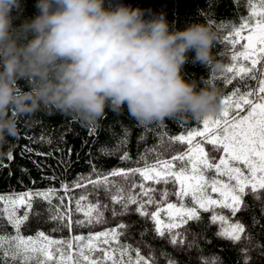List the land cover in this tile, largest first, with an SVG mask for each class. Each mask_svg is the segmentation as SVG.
<instances>
[{"label": "trees", "instance_id": "1", "mask_svg": "<svg viewBox=\"0 0 264 264\" xmlns=\"http://www.w3.org/2000/svg\"><path fill=\"white\" fill-rule=\"evenodd\" d=\"M38 0H21V8L14 10L13 25L19 26L25 20H31L39 15V9L36 7ZM129 6L133 9L139 8L145 11V19H151L160 14H164L169 25L175 30H184L192 23L208 24L218 35L217 43L213 49L214 60L208 65L189 62L184 68L185 78L196 80L202 83H211L218 88L223 98L236 88L241 87L245 92L253 90L252 99L256 96L260 82V71L264 68V61H261L254 71L238 80L232 79L231 74L227 72L229 66L238 65V59L233 61V46L226 37L233 31L236 24L239 23V15L247 16L249 9L245 6L246 0H105L106 7H116L118 5ZM245 32H242V36ZM235 39V37H230ZM245 40H240L235 45V51L243 50ZM190 57L194 53L189 54ZM219 63L222 67L217 68ZM255 75L256 79H252ZM231 81V82H229ZM21 83H24L21 81ZM247 86V87H245ZM249 106L245 105L241 115L246 114ZM203 119H169L164 122H157L150 125L139 123L129 115L127 109L120 111L106 110L105 117L94 127L83 125L80 121L72 117L53 111H40L34 117H22L19 121L21 134L18 138L12 139L13 145L12 159L0 158V194L23 193L32 190H44L49 187H55L57 192L52 197L51 205L47 200L34 198L31 211L28 213L29 219L21 225V234L25 237L35 236L38 232H43L51 239L71 240L72 248L69 249L65 244L63 246L64 254L73 256L75 260L81 259V264H87L82 258H79L78 245L84 241H76L77 235H83L87 238L89 232L98 233L108 228H113L119 222L128 225L127 238L134 246L139 244L141 254L147 256L149 247L155 250L158 264H166L163 257H160V250L163 249L170 253L179 264H201L200 257H211L218 255L223 264H244V258L241 249L249 248L251 260L249 264H264V190L257 195L261 199H254L253 194L244 196V206L235 214V220H240L246 227L245 235L250 236L251 240L241 239L240 242L233 243L231 240L219 238L216 236L218 226L209 223L211 212H201V221L199 223L190 221L186 228L189 229V239L192 234L198 238V247L191 250L187 247H173L168 243L167 238H159L152 232L153 225L147 218L142 217L136 211V205L130 206L129 214L113 218L111 215L112 202L105 194L103 187L93 188L92 184H86L83 187H73L72 181L78 174L87 176L92 173V165L96 166L97 173L91 175L92 180H96L100 173H108L112 169H130L133 167H142L143 161L138 165L135 160L145 149L155 148V152L147 155L149 164L158 160H170L175 154L188 150V145L178 140H172V137L185 135L194 129L202 128ZM95 129L91 135L89 132ZM44 135L50 138L52 143L42 142L40 136ZM127 139L126 146H121L118 151L116 147L123 140ZM32 151H27V149ZM69 148L71 155H69ZM127 151L130 159H121L123 153ZM39 153H49L52 155H37ZM211 156L218 159L220 149L209 148ZM55 176L56 179H49ZM136 181L142 178L139 175L133 177ZM110 181L125 183L123 177L109 176ZM35 181V183H33ZM68 183V190L61 188V182ZM146 186H152L160 189L162 185H156L152 181L144 182ZM168 188H172L169 184ZM139 192L140 189H135ZM158 195V194H157ZM81 196L86 199L80 200V205L85 210L89 203H95L97 200L103 205H109V210L105 212L107 223L96 224L95 226L80 227L75 223L76 220L86 219L83 212L76 211V202ZM63 197L61 203L60 198ZM175 201L174 196L169 197ZM59 206V211L65 214L64 220L51 219L53 213L49 211L50 207ZM0 207H3L0 204ZM119 208V206H116ZM149 211L152 206H148ZM70 218V219H69ZM255 221V222H254ZM71 224V227H63L62 224ZM147 228L148 233L141 237V232ZM53 229H57L53 231ZM0 233L13 235L15 230L8 224L6 219H0ZM203 234V235H201ZM206 236V240L204 237ZM125 237H121L123 241ZM143 241V242H141ZM259 244L261 247H256ZM114 246V245H113ZM7 247V242H5ZM57 246H54V249ZM101 248H108L109 245L100 244ZM72 249L77 250L75 253ZM85 254H89L87 250ZM57 257L59 253H56ZM134 256L135 253H132ZM2 256V252H0ZM103 253L96 251L93 258L102 257ZM0 264H20L17 260H0ZM28 264H38L37 260L29 261ZM48 264H58L57 261L48 262ZM111 264V262H107Z\"/></svg>", "mask_w": 264, "mask_h": 264}, {"label": "clouds", "instance_id": "2", "mask_svg": "<svg viewBox=\"0 0 264 264\" xmlns=\"http://www.w3.org/2000/svg\"><path fill=\"white\" fill-rule=\"evenodd\" d=\"M36 7L39 15L14 26L21 0H0V158L12 155L20 119L40 111L88 127L106 110L126 108L145 125L221 111L218 88L184 75L190 61L214 60L218 35L208 24L175 30L164 14L145 19L142 9L105 0H38Z\"/></svg>", "mask_w": 264, "mask_h": 264}, {"label": "snow or ice", "instance_id": "3", "mask_svg": "<svg viewBox=\"0 0 264 264\" xmlns=\"http://www.w3.org/2000/svg\"><path fill=\"white\" fill-rule=\"evenodd\" d=\"M245 6L249 9V14L239 15V23L229 33V37H226L233 46L232 60L242 57L251 64V67L240 66L236 69V66L232 65L227 68L228 72L236 71L237 75L252 72L261 61H264V0H246ZM245 31L247 35L242 36V32ZM241 39L246 40V44L242 51L237 52L235 45ZM258 71H260V82L254 99H249L253 96V90H248L239 96L234 92L235 99L228 97L222 101L224 108L219 116L203 119V131L171 138L186 142L190 146L187 151L173 155L170 160H158L149 164L147 155L155 152L156 149L146 148L135 160L138 165L143 161L142 167L112 169L108 173H100L96 180L91 179V175L98 172L93 164L92 173L87 176L78 174L71 182L73 187H83L86 184H92L93 188L103 187L112 202L110 211L113 218L129 214L130 206L136 205L135 211L152 223L154 235L167 238L168 243L173 247H187L189 250L196 248L202 251L198 247L196 234L193 233L190 240V230L186 228L190 221L197 223L201 221V210L212 213L209 223L218 226L217 237L231 240L233 243L240 242L242 238L250 241L251 237L245 235V225L234 218L244 206L245 195L251 193L254 199L260 200L261 197L257 193L264 190V95H261L264 94V68ZM252 79H256V76L253 75ZM236 91L239 92V88ZM245 105L249 106L248 111L241 115ZM93 131L95 129L91 130L89 135ZM195 136L209 137L213 145L222 148L220 158L217 160L215 156L210 157L199 142L193 143ZM40 140L52 143L51 139H46L44 135L40 136ZM126 144L125 138L115 150L118 151ZM27 151L32 149L29 148ZM68 151L71 155L70 148ZM37 155H52V153L37 152ZM12 158V155L8 157L9 160ZM121 159H130L129 153L125 151ZM173 161H180L181 165L177 167ZM185 161L188 163H184ZM212 170L215 175H208ZM136 175L142 178L139 182L133 178ZM109 176L123 177L125 183L110 181ZM49 179L56 177L52 176ZM146 181H152L162 187L158 190L146 186L144 183ZM169 184L172 185L171 189L168 188ZM61 188L68 190V183L62 181ZM137 188L140 189L139 192L135 191ZM56 192L55 187H49L44 190L29 189L23 193L0 194V204L3 205L0 207V219H6L15 230L14 235L0 233V252H2L0 260L18 259L20 264H28L29 261L37 259L38 264H48L57 260L58 264H73V256L65 255L63 250L65 244L69 249L72 248L71 240L51 239L42 231L35 236L25 237L20 231L21 225L29 219L28 213L31 211L33 199L41 198L51 205L52 197ZM170 196H174L175 201L170 200ZM84 199L86 196H81L76 202V211L83 212L86 218L76 220L77 226L91 228L96 224L107 223L105 212L109 210V205H102L97 200L95 203H89L85 210L80 205V200ZM60 200L62 203L63 197ZM117 205L119 208L116 207ZM149 205L152 206L151 211L148 209ZM21 207L24 208V214L18 215ZM217 209H227L231 213V218L216 211ZM49 211L53 213L51 219L61 222L64 220L65 214L59 211V206L50 207ZM62 226L70 228L71 224H62ZM127 227L128 225L121 221L113 228L98 233L89 232L87 238L83 235L75 236L76 241H84L78 245V257L87 264H107L109 261L111 264H158L155 250L151 249L150 245H147L150 250L145 256L141 254L139 244L134 246L128 241L127 232L124 231ZM147 233L148 229L145 228L141 232V237ZM122 236L125 237L123 241H121ZM204 239L206 240V236ZM100 244L109 247L101 248ZM54 246L57 247L54 249ZM256 247L261 245L257 244ZM86 250L89 254H85ZM96 251L102 252L103 256L93 258ZM249 251L248 247L241 249L244 264H249L251 260ZM56 253H59L58 257ZM132 253L135 255L133 256ZM160 257L165 259L166 264H179V261L163 249L160 250ZM200 260L201 264H223L218 255L201 256ZM75 264H81V259L75 260Z\"/></svg>", "mask_w": 264, "mask_h": 264}, {"label": "rangeland", "instance_id": "4", "mask_svg": "<svg viewBox=\"0 0 264 264\" xmlns=\"http://www.w3.org/2000/svg\"><path fill=\"white\" fill-rule=\"evenodd\" d=\"M245 35H247V31H245ZM245 44H246V40H245ZM238 65L236 66V69H238L240 66H244V67H251V64H250V61H245V60H243V58L241 57V58H239L238 59ZM253 71H254V69H253ZM252 71V72H253ZM228 72V71H227ZM252 72H250V73H245V74H240V75H237V72L236 71H233V72H228L229 74H231V76H232V79H234V80H238V79H240L242 76H246V75H249V74H251ZM237 88H239V92H237L236 90H237ZM258 90H256V92H257ZM236 93V96H239L240 94H242V93H246L245 91H244V89H242L240 86L239 87H236L230 94H229V96L228 97H232L233 99H235V97H233V93ZM261 95H264V94H261ZM228 97H226V98H228ZM225 98H223L222 99V101L224 100ZM249 99H252V97H249ZM223 108H224V105H223V103H222V109H221V111L219 112V113H217L216 115H214V116H212L213 118H215V117H217V116H219V114L222 112V110H223ZM243 108H245V106H243ZM234 114V113H233ZM244 115V114H243ZM196 131H203V126H202V128H198V129H194V130H192L191 132H196ZM190 133V132H189ZM189 133H187V134H185L184 136H187ZM178 137V136H177ZM197 142H199L200 144H201V146L205 149V151L209 154V156L211 157V155H210V153H209V148L210 147H213L214 149H220V155H219V157H218V159L220 158V156H221V154H222V148H219V146H217V145H213L211 142H210V138L209 137H204V136H195V139H194V141H193V143H197ZM183 143H185L186 145H188L186 142H183ZM190 146L188 145V148H189ZM216 157V156H215ZM217 159V160H218ZM173 163L177 166V167H179L180 165H181V162L180 161H173ZM184 163H188L187 161H185ZM241 167H242V169H243V166L242 165H240ZM208 175H215V172H214V170H212V171H210V172H208ZM220 179H225L224 177H219ZM214 196H215V194H213ZM216 211H218V212H222L223 214H225V215H227V216H229L230 218H231V213L227 210V209H217ZM201 212H204V211H202L201 210ZM24 214V208L23 207H21L19 210H18V215H23ZM163 215V214H162ZM15 234V233H14ZM13 234V235H14ZM77 250H75V249H72L71 250V252H76ZM54 261H57V260H54Z\"/></svg>", "mask_w": 264, "mask_h": 264}]
</instances>
